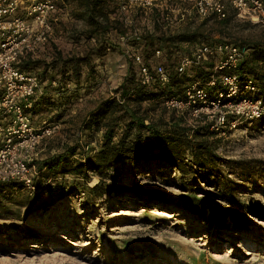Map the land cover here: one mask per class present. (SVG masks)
I'll return each mask as SVG.
<instances>
[{
	"label": "rangeland",
	"instance_id": "obj_1",
	"mask_svg": "<svg viewBox=\"0 0 264 264\" xmlns=\"http://www.w3.org/2000/svg\"><path fill=\"white\" fill-rule=\"evenodd\" d=\"M168 4L172 10L160 25L169 33L191 30L202 20L189 3ZM71 8L60 9L62 21L53 35V43L65 55L83 53L87 44L93 43H76L69 38L75 29L85 26L71 17ZM150 12L133 9L125 14L126 39L111 34L114 47L102 60H96L101 76L74 95L65 115L57 119L59 130L38 145V159L54 155L66 144L78 143L86 152L99 148L101 131L93 138L82 136L80 122L100 99L116 95L114 89L126 72V57L131 53L126 41L135 31L139 36L153 30ZM227 17L230 19L225 25L215 17L203 29L214 38L232 41L264 39V26L233 13ZM53 110L43 106L34 114V122L54 120ZM161 111L157 107L151 113ZM168 114L166 111L165 116ZM217 153L219 159L213 169L219 187L207 186L193 174L183 175L152 163L135 169L126 164L115 176L127 186L138 182L152 195L104 194L96 198L82 188L73 189L47 209L27 214L26 207L20 205L27 191L10 192V205L0 213V264H264V126L240 127L222 137ZM41 172V178L54 184L55 189L72 182L68 175L66 179L61 175L52 178ZM98 181L92 175L88 185ZM191 191L246 209L248 227L219 229L192 215L182 206L183 196Z\"/></svg>",
	"mask_w": 264,
	"mask_h": 264
},
{
	"label": "trees",
	"instance_id": "obj_2",
	"mask_svg": "<svg viewBox=\"0 0 264 264\" xmlns=\"http://www.w3.org/2000/svg\"><path fill=\"white\" fill-rule=\"evenodd\" d=\"M60 2L56 3L50 17L54 27L52 36L46 42L39 44L34 53L27 52L21 56L17 63L21 70L36 74L41 81L42 91L33 98L31 113H38L43 106L54 109L55 119L51 121H58L57 119L63 117L74 95L88 86L86 83L101 76L100 71L96 69V60H102L107 50L114 47L111 34L113 36L127 34L120 10V0H61ZM65 7H72L71 17L81 20L85 25L69 35L71 41L93 42L91 45L87 44L83 53L65 55L53 43L56 25L62 21L60 9ZM194 11L200 16L195 9ZM150 13L153 30L145 31L139 36L132 35V38L126 41L131 53L126 57V72L114 89L116 95L100 99L80 122L82 136L93 138L94 134L101 131L99 148L86 152L79 148L78 143L66 144L61 151L41 160L35 153L29 162L33 167L35 189H28L17 180L0 182V213L10 205L7 197L14 190L27 191L23 203L20 204L26 207L24 212L27 214L47 209L73 189L82 188V191L96 198L104 194L152 195L151 191L143 189L138 182L127 186L122 181L116 180L115 176L121 173L120 167L126 164H130L132 169H135L158 163L161 168L171 167L183 175L193 174L195 179L203 184L207 186L217 184L219 187L213 168L219 159L217 148L222 137L210 129L207 121L191 118L187 112L168 109L164 101L171 96L183 95L184 90L195 81H199L210 95L224 90L220 77L215 85H207L211 74L220 76L223 73L213 71V58L206 59L198 65H191L183 72H178L176 69L182 55L191 53L202 42L210 44L233 42L246 45L248 54L233 72L238 75L241 84L252 77L262 85L264 39L239 42L214 38L210 32H205L203 29L208 21L216 17L214 14L200 16L202 20L191 30L169 33L160 25L163 17H168V8L153 7ZM229 19V17L218 19V23L225 25ZM135 53L141 54L143 63L151 70L153 78L148 82H142L140 63L134 59ZM157 64H162L169 72L168 82L162 83L157 79L153 69ZM239 87L243 95L256 96L243 89V85ZM157 107L163 111L154 115L151 111ZM166 111L169 113L168 116H165ZM254 124L264 126V115L252 121H243L241 127ZM40 169L45 171L47 177L48 175L52 178L59 175L62 178L66 175L71 176L72 182L62 183L61 187L55 189L54 184L41 178ZM92 175H96L99 181L89 186L88 182ZM182 206L192 215L202 218L209 225L219 229L231 227L245 230L250 223L246 209L229 203H219L215 197L207 198L192 191L183 196Z\"/></svg>",
	"mask_w": 264,
	"mask_h": 264
},
{
	"label": "built area",
	"instance_id": "obj_3",
	"mask_svg": "<svg viewBox=\"0 0 264 264\" xmlns=\"http://www.w3.org/2000/svg\"><path fill=\"white\" fill-rule=\"evenodd\" d=\"M170 1L188 2L202 17L214 14L221 19L233 13L240 19L264 26L263 0H120V10L127 21L125 14L133 9L166 7L172 10ZM55 6V0H0V182L17 180L31 190L35 189V184L29 162L42 139L58 131L60 124L46 119L40 124L34 122L31 107L33 98L42 91L41 81L36 74L21 70L17 63L21 56L34 53L39 44L52 36L54 27L50 17ZM132 35L136 36V31ZM126 36L119 38L123 41ZM247 54L248 47L238 43L198 44L191 53L182 55L177 71L183 72L191 65L213 58V71L223 73L220 76L211 74L207 85H215L220 77L224 90L210 95L199 81H195L183 95L168 97L164 105L177 112H187L191 118L207 121L210 129L220 137L240 129L243 121L263 116L264 83L261 85L250 77L241 84L233 72ZM134 59L140 63L142 82L151 80V70L143 63L141 54L135 53ZM153 69L160 82L170 80L162 64ZM239 85L256 96L243 95Z\"/></svg>",
	"mask_w": 264,
	"mask_h": 264
}]
</instances>
